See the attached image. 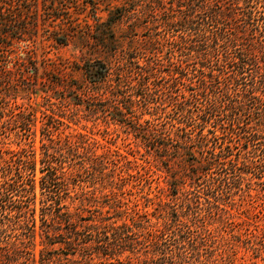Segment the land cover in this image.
Segmentation results:
<instances>
[{
  "label": "rangeland",
  "instance_id": "obj_1",
  "mask_svg": "<svg viewBox=\"0 0 264 264\" xmlns=\"http://www.w3.org/2000/svg\"><path fill=\"white\" fill-rule=\"evenodd\" d=\"M20 8L27 31L0 39V264H264V0Z\"/></svg>",
  "mask_w": 264,
  "mask_h": 264
},
{
  "label": "trees",
  "instance_id": "obj_2",
  "mask_svg": "<svg viewBox=\"0 0 264 264\" xmlns=\"http://www.w3.org/2000/svg\"><path fill=\"white\" fill-rule=\"evenodd\" d=\"M21 13L22 9L20 8V0H0V39H4L2 37L6 35L4 32H6L8 29L16 28L15 30L11 31L13 34L18 32L24 33L27 31V26L25 24L20 27L18 26V21H20L19 19L22 16ZM43 148L46 149L48 147L45 146ZM44 156L45 159L42 160V162L46 165L44 169H47L51 176L52 185L56 187L55 189H52V191L55 192L54 195L57 197L59 196V189L62 188V182L58 180L56 173L57 167L51 164V159L49 157L52 156H50V153L47 151V149L44 151Z\"/></svg>",
  "mask_w": 264,
  "mask_h": 264
}]
</instances>
